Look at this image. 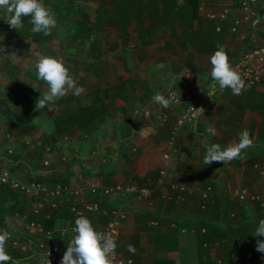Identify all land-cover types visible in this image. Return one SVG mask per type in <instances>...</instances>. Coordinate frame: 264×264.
Segmentation results:
<instances>
[{
	"label": "crops",
	"instance_id": "1",
	"mask_svg": "<svg viewBox=\"0 0 264 264\" xmlns=\"http://www.w3.org/2000/svg\"><path fill=\"white\" fill-rule=\"evenodd\" d=\"M76 1L81 5L92 0ZM175 1L180 8L190 7L188 0ZM240 3L241 0H200L199 17L192 22L193 31H198L201 36L207 32L213 37L212 43L217 41L224 46L230 64L240 59L247 50L264 42V0H259L258 4L261 17L254 19H243ZM44 6L52 9V4L44 3ZM109 6L111 8L112 5ZM226 6L231 8L228 19L210 18L209 14H218ZM143 11L141 20L137 16L131 17L128 47L122 46L119 20L114 18L117 22L114 25L108 24L104 18L101 27L102 36L111 31L114 35L119 33L116 40L120 47L113 51L109 49L108 54L122 53L127 48L134 50L136 62L119 63L116 66L118 77L112 80L113 66L108 61L104 60L100 65L90 57L91 62L88 61L84 67L79 63V67L70 63L72 70L76 67L72 77L84 91L79 96L69 93L56 100L51 105L52 111L35 109L34 102L47 90V86L38 78L32 80L28 76V72L35 71L34 67L30 70L10 57L3 63L0 61V170H7L14 177L26 181L41 177L48 186L63 182L62 178L67 177L64 180L68 184L83 187L87 195L90 185L96 180L107 185L136 183L150 187L154 191L152 199H143L136 194L115 195L106 199L108 206L117 207L125 215L122 219L120 254L131 257L134 264H156L164 260L176 264H198L195 221L214 220L220 225L219 229H228L229 233V229L238 228L241 222L264 219V82L254 85L253 92L246 87L239 96L233 95L230 88H225L215 102L204 108V115L195 125L185 124L179 130V152L167 159L165 154L169 151V144L166 129L171 128L184 112L186 101L173 102L168 108H163L152 98L156 93L168 97L169 91L181 94L192 91L198 95V101L213 81L210 75L212 66L209 54L197 51L194 43L186 41V32L191 29L186 31L185 24L189 22L184 16L173 12L164 24L158 25L156 17L150 18L149 11ZM218 25L221 26L220 31L216 30ZM233 26L237 27V31H233ZM202 45L199 42L197 48ZM38 51L48 53L40 47L31 49V53ZM82 51L83 48L76 54L79 56ZM1 52L4 54V51ZM25 53H28L27 49ZM12 54L8 52V56ZM186 69L190 72L189 76L182 74ZM21 72L23 75L25 72L22 78ZM97 85L109 92L103 117L97 118L95 124L91 123L92 117L78 121L71 116L70 121H64L65 112L75 111L77 106L74 99L68 108L64 100L84 97ZM91 101L85 98L83 104L88 107ZM163 113L169 114V121L161 124L159 117ZM209 125L216 128L215 136L206 132ZM245 128L253 145L244 149L240 158L228 164L203 163L206 154L203 141L222 146L236 143L239 133ZM162 170L166 171L164 175ZM173 184L180 187L182 200L176 199L178 192L172 189ZM208 186L213 188V193L207 209H202L204 200L201 192ZM238 188H248L260 194L261 199L256 202L241 200L235 194ZM7 198V189H1L0 201L8 205ZM36 199L40 200H33L27 212L35 205H41L42 211L49 212L50 197ZM74 202L80 204L72 197L63 199L60 206L65 215L56 219L53 228L57 234L60 233L61 239L57 240V244L62 257L73 233L61 232L78 218L71 211ZM84 216L94 228H102L106 223V217L101 212H88ZM225 221L234 222V225L231 228L223 226ZM19 232L27 233L25 229H19ZM27 235L30 239L24 242L21 238V243L29 245L28 251H21L10 264H46L49 258L35 241L38 234ZM232 237L231 234L226 238L231 240ZM129 244L135 246V255L128 251ZM206 245L214 246V243ZM220 255L206 250L203 260L213 261Z\"/></svg>",
	"mask_w": 264,
	"mask_h": 264
},
{
	"label": "trees",
	"instance_id": "2",
	"mask_svg": "<svg viewBox=\"0 0 264 264\" xmlns=\"http://www.w3.org/2000/svg\"><path fill=\"white\" fill-rule=\"evenodd\" d=\"M44 3L52 4L53 13L55 15V18L57 20L56 26H61L62 23L69 24L70 28L72 29V34L75 39V46L73 49L75 52L82 49L85 50V59L86 61H89L90 57H88V54H94L93 51H98L97 54L94 55V57L98 60H102L104 57V54L100 47V40L99 38L93 37V31L95 28L101 29L103 26V18H106L107 23L109 24H117L114 18L119 20V26L122 29V41H123V47H128L130 42V32H129V26L132 24L131 17L137 16L139 17V20H141L143 9L148 10L149 17L153 18L156 17V22L158 25L164 24L169 18L171 17L170 14L173 12L177 13V16H184L187 19V22L189 24H185L186 31L187 29H191L189 33L186 31V41L192 42L195 45V48L197 51L209 54L210 56L214 53L219 43L217 41H214L212 43L213 37L211 34L205 33V35L201 36L202 34L198 33V31H193L192 29V22L194 19L198 18V9L200 0H188V4L190 5L189 8H180L178 5H176L175 0H111L108 1V4L112 5L111 8H104V14L101 16H98L97 24H92V19L90 14L87 13L82 5H79L76 0H72V2L69 4H74V9L72 10V13L74 15H77L79 18L73 20L70 15L64 14V11L66 10V0H45ZM163 3V4H160ZM144 7V8H143ZM98 9L101 11L103 10L101 8V5L98 7ZM4 19L1 15V8H0V23ZM30 17H22L23 26L21 28H18L17 30L14 29L13 36L18 39V42L20 43L23 40L29 41L26 45L31 46V42L35 43L38 48L44 46L49 42V40L56 34L54 32V28L51 30L50 35L45 36L42 32L41 33H33L31 31L33 25L30 23ZM141 25V22L139 23ZM150 25V24H149ZM217 30V29H216ZM54 32V33H53ZM185 35V34H184ZM95 36V35H94ZM31 39V40H30ZM201 42L203 45L199 48H197V44ZM63 48H67L68 45L62 44ZM134 47V45H132ZM93 52V53H92ZM122 52V51H120ZM227 52V51H226ZM228 54V52H227ZM78 55V54H76ZM146 55H144L145 57ZM94 58V62H96V59ZM104 62V61H103ZM78 63V62H75ZM255 86H250L249 89L251 92L254 91ZM227 89V88H226ZM109 92L107 90H102L100 85H97L96 88L88 91V94L84 97H70L67 100H64L65 105L69 108L70 105H72L71 101L75 99L76 105L75 111L67 110L64 114V121H70L71 116L78 118V121H81V118L89 120V118L92 117L93 121L91 123L95 124L97 118H102L104 115V106L105 102H107ZM85 98H90L91 104L87 107L83 104V101ZM63 99V98H62ZM36 102H34L35 105ZM253 106V103H251ZM33 107V106H32ZM78 107V109H77ZM168 127V126H167ZM172 128V127H171ZM171 128L168 127L166 129V132L168 133V137L171 135ZM37 181V182H44V179L41 177H32L31 180ZM63 182L68 184L67 177L62 178ZM54 186V185H53ZM1 189H7L8 191V198L7 201H9L10 204L6 205L4 202L0 201V223L5 221L6 218L12 217L16 214H19L23 216L24 214L28 213L29 219H34L41 221L47 229L53 230L55 227V221L58 217H61L62 215H65V213L61 212L63 208L62 206H58L57 208L50 206L49 212L46 214L44 211L41 210L40 214H35L33 211V208L27 212L28 209L32 206L34 203L33 200L38 201L40 199H36L34 196L32 199L28 198V193L23 191L20 188H9L8 186H1L0 185V191ZM211 200V197L207 199L205 208L202 207V209H207L208 203ZM259 201V200H255ZM33 202V203H32ZM107 200L106 198L104 200L100 201L101 207H107ZM204 204V201L203 203ZM67 211V209H66ZM73 213V212H72ZM72 219V218H71ZM252 223V224H251ZM248 222L245 221V223H242L236 226V229H232L231 226L234 225V222L229 223L228 221H225V224L222 225H228L227 231H222V229H219V226L217 222L214 220H197L195 221V231L198 232V255H199V263L198 264H214L216 257H222L226 261L230 262L234 260L236 257L242 258L244 261L246 260V254L249 251L253 252L252 261L256 264H264V261H262V258H264V253L256 251V241L257 237L253 234L255 233V229L258 226V222ZM197 224V225H196ZM236 225V224H235ZM227 227V228H228ZM206 229L205 231H203ZM18 233V232H17ZM60 234V233H59ZM54 232L53 236L51 237V240L57 243V240H60V235ZM232 234V239L228 240L226 238L227 236ZM19 236V244L23 245L22 239L25 242L26 239H30L26 233H18ZM17 235V236H18ZM16 236V237H17ZM227 239V240H226ZM259 239L264 240V236L259 237ZM250 240V241H248ZM38 243V239L35 240ZM214 243V246L206 245V243ZM6 251L8 252L11 257H18L21 252V248L19 246H14L13 240L8 239L6 242ZM27 247L29 248V245L27 244ZM206 250H213L217 253V255L222 254L220 256H216L213 261L212 260H203V256L205 254ZM28 251V250H27ZM11 262L8 261L6 264H10ZM156 264H176L174 261H157Z\"/></svg>",
	"mask_w": 264,
	"mask_h": 264
},
{
	"label": "built area",
	"instance_id": "3",
	"mask_svg": "<svg viewBox=\"0 0 264 264\" xmlns=\"http://www.w3.org/2000/svg\"><path fill=\"white\" fill-rule=\"evenodd\" d=\"M259 0H241L240 7L243 12V19H254L256 17H261L260 10L258 8ZM231 15V8L226 6L221 9L218 14H209L211 19L219 17L221 20H226ZM217 31L221 30V26L216 27ZM233 31H237V27L233 26ZM232 67L235 68L241 75L242 79L245 81L246 87L254 86L259 83L264 82V42L258 44L254 48H251L243 53V55L236 62L231 63ZM216 84L212 81L205 89L203 95L196 100L197 94L192 91H187L180 93L177 91H169L168 95L171 93L174 95L175 99L173 102L186 101V106L184 112L175 120L171 128V135L168 137L169 151L165 154L167 159H171L173 156L177 155L179 152L177 137L179 130L185 124L195 125L198 120H192L190 110L193 107L205 108L207 105L215 102V99L225 92V89L221 90L219 85L213 88ZM207 92H211L213 95L210 97ZM199 119V118H198ZM159 120L161 124L167 123L169 121V114L163 113ZM48 163V162H46ZM165 170L161 171L164 175ZM0 185L8 186L9 188H20L27 192L31 196L36 198L50 197L49 206L57 208L65 197L76 199L80 204L74 202L71 206V211L75 216L84 215L88 212H101L106 217V223L102 228H95L98 232H103L105 234H111L116 241V248L114 252V264H134V260L131 257H125L120 254L119 243L122 230V219L125 215L115 206H108L102 208L100 201L102 199H108L114 197L115 195H130L136 194L143 199H152L153 189L147 186H140L136 183H118L116 185H107L101 180L94 181L89 187V194L87 195L83 187H74L70 184L58 182L54 186H48L45 182H37L34 180L26 181L14 177L7 170H0ZM172 189L176 192L175 197L177 200H182L184 197L180 193V187L177 184L172 185ZM213 193V188L208 186L201 192V197L205 201L202 207L205 208L206 201L211 197ZM236 196L241 200L250 199L252 201L260 200V194L251 191L248 188H238L235 190ZM165 197H168L166 195ZM42 206L35 205L33 211L35 214H40ZM48 213V212H47ZM46 213V214H47ZM75 227V223L69 228L62 230L61 233L72 232V228ZM25 229V232L29 234H38V243L40 250L45 253L49 260L58 264L61 262L62 253L59 245L51 240L54 234V230L47 229L45 225L38 220L29 219L28 213L23 216L16 214L12 217L6 218L5 221L0 223V231H8L10 234V239L13 240L14 246H19L21 251L25 252L28 250L26 245L19 244L18 230ZM204 229L203 231H205ZM26 233V234H27ZM18 235V236H17ZM17 236V237H16ZM250 241V240H248ZM253 252L249 251L246 254V260L244 261L240 257L234 258V260L228 262L222 257H216L214 264H256L252 261Z\"/></svg>",
	"mask_w": 264,
	"mask_h": 264
},
{
	"label": "clouds",
	"instance_id": "4",
	"mask_svg": "<svg viewBox=\"0 0 264 264\" xmlns=\"http://www.w3.org/2000/svg\"><path fill=\"white\" fill-rule=\"evenodd\" d=\"M0 8L6 10L9 14L5 20L13 29L23 26L22 17H30V23L33 25V33H43L50 35L51 30L56 27L57 20L51 10L43 5L41 0H0ZM16 57V54H12ZM211 64V78L219 85L221 90L230 88L233 95H241L245 90V81L240 73L232 67L229 62L227 52L222 45H218L214 53L209 57ZM33 67L37 78L46 83L47 90L40 94L35 103L37 111L47 109L52 111L51 105L56 100L68 95L69 93L79 96L83 93V87L77 86L76 80L69 74V69L63 60L58 56L37 55ZM183 75L189 76L190 72L186 69ZM213 85V88L216 87ZM39 89L37 87H34ZM207 94L212 97L211 92ZM153 102L168 108L175 97L171 93L168 97L161 93L153 96ZM204 108L193 107L191 112L192 120L204 115ZM147 114V113H146ZM206 132L212 136L217 134L214 126L209 125ZM205 144L206 154L203 159L205 165L213 163L228 164L229 162L241 157L244 149L253 145V140L249 131L245 128L239 133V139L236 143H229L222 146L219 143ZM73 236L67 245L60 264H114V252L116 241L111 234L98 232L92 225V222L84 215H79L75 220V227L72 228ZM258 239L256 241V251L264 253V240L259 237L264 236V219L259 220L258 226L253 234ZM10 238L8 231H0V264H6L12 257L6 251V242ZM128 251L135 255L134 245L127 246ZM46 264H51L48 259ZM129 264L131 262L129 261Z\"/></svg>",
	"mask_w": 264,
	"mask_h": 264
},
{
	"label": "rangeland",
	"instance_id": "5",
	"mask_svg": "<svg viewBox=\"0 0 264 264\" xmlns=\"http://www.w3.org/2000/svg\"><path fill=\"white\" fill-rule=\"evenodd\" d=\"M41 2L44 5L45 0H41ZM70 3H71V0H66V10L64 11V14L68 13V15H70L72 17L71 20L74 23L73 20L76 19L75 16H77V15H74V13H72L71 9H74V4H71V6H70L69 5ZM82 4H84L83 9L87 13L90 14L91 18L92 17L98 18V16H101L102 14H104V11H105L104 8H110L108 1H106V0H92L89 4L81 3V5ZM96 4L98 5L97 7H95ZM100 5H101V8L103 9L101 11L98 9V7ZM240 9H241V7H240ZM50 10L53 13V10L52 9H50ZM1 15L4 18V19H2V21L0 23V53H2L1 51H4V54H0V61L2 63L5 62L10 57L11 59L14 58V61L17 60L20 65L28 66L30 68V70H32L34 60H35L37 55L58 56V57L63 58V60L65 61L66 65L69 69V74L71 76H74V69L76 67H73V70H72L70 63L78 62L80 65L82 64L81 65L82 67H84L85 64L88 62L85 59V54H86L85 50H83L79 54V56L76 55L77 52H75V50L73 49V47L75 46L74 45L75 41L73 39H75V37L73 35H71L72 29L70 28L69 24L65 23V21H64V23H62L61 26H56L54 28V32H56V34L49 40V42L47 44L40 47V48H44V50L48 52L47 54L40 53V51H38L36 53H31L32 47L34 50H36V48H38V46L35 43L31 42V46L28 47V45H26V44L29 41H26V40H23L19 43L18 39L13 36V31H15V30L13 28H11L8 25V23H6V21H5L8 18L9 14L3 8H1ZM96 22L97 21H93L92 24L94 25V24H96ZM93 33H94L96 38H99L101 50H102V52H104L105 55L102 58V60H98V58L96 59L94 57V54H88V57H91L92 59L95 58L96 62L100 65L103 63L104 60L108 61V63L113 66V72L110 74V79L111 80L117 79L118 71H117L116 66L119 63L127 62L128 64H133L136 62V56H135L134 50L124 48L123 51H125V52H122V53L117 52V54H110L109 55L108 54L109 49H111L113 51V50L117 49L118 47H120L119 42L116 40V38L119 37V33H115V35H114L113 31H111L110 34H106L105 36H102V28L101 29L95 28ZM132 42L134 43V39ZM63 43L65 45H68V47L63 48V45H62ZM48 47L50 48L49 50L47 49ZM81 48H83V47H81ZM26 49L28 50V53H25ZM14 50H16V52ZM144 51L147 52L146 50H144ZM8 52L14 53L17 56L16 57H14L13 55L8 56ZM93 52L96 53L97 51H93ZM89 61L91 62V60H89ZM78 63H75V64H77L79 67L80 65ZM98 64H96V65L93 64V65L97 66ZM20 75H21L20 76L21 78L24 77L25 72H24V75H23V72H21ZM28 76H30L32 78V80L33 79L35 80V78H37L35 71L28 72ZM262 261H264V258H262Z\"/></svg>",
	"mask_w": 264,
	"mask_h": 264
}]
</instances>
